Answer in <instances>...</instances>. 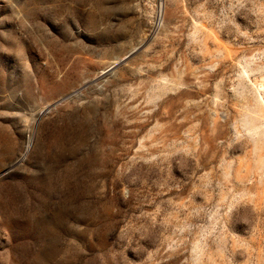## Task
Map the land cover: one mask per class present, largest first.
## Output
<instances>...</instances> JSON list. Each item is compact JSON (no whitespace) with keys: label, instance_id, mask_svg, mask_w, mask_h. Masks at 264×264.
<instances>
[{"label":"rangeland","instance_id":"1","mask_svg":"<svg viewBox=\"0 0 264 264\" xmlns=\"http://www.w3.org/2000/svg\"><path fill=\"white\" fill-rule=\"evenodd\" d=\"M0 264H264V0H0Z\"/></svg>","mask_w":264,"mask_h":264},{"label":"water","instance_id":"2","mask_svg":"<svg viewBox=\"0 0 264 264\" xmlns=\"http://www.w3.org/2000/svg\"><path fill=\"white\" fill-rule=\"evenodd\" d=\"M134 53V52H133ZM133 53L129 54L125 59L131 57L133 55Z\"/></svg>","mask_w":264,"mask_h":264},{"label":"bare ground","instance_id":"3","mask_svg":"<svg viewBox=\"0 0 264 264\" xmlns=\"http://www.w3.org/2000/svg\"><path fill=\"white\" fill-rule=\"evenodd\" d=\"M109 70H110V69H109ZM109 70H108V71H109Z\"/></svg>","mask_w":264,"mask_h":264}]
</instances>
